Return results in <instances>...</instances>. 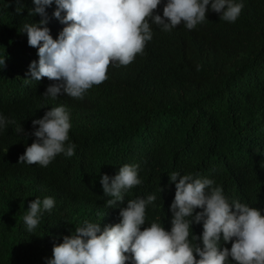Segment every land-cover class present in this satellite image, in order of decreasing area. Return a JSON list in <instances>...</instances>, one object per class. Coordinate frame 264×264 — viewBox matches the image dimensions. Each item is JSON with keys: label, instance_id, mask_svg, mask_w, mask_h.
<instances>
[{"label": "trees", "instance_id": "trees-1", "mask_svg": "<svg viewBox=\"0 0 264 264\" xmlns=\"http://www.w3.org/2000/svg\"><path fill=\"white\" fill-rule=\"evenodd\" d=\"M242 2L234 23L209 10L193 30L152 24L153 39L132 63L110 64L108 78L82 99L52 100L43 94L53 81H24L39 59L20 32L24 23L41 20L29 15L33 0H0V59L6 58L0 113L15 121L0 131V264H46L54 244L76 227L115 225L128 200L148 195L157 199L141 230L152 222L170 230L173 172L212 179L229 202L264 215V0ZM55 9H46L53 39L65 26L53 17ZM156 11L162 16L163 5ZM60 105L70 113L75 154H59L47 167L19 163L35 139L32 121ZM125 164L139 166L141 184L109 208L100 177L115 176ZM37 197H53L55 206L29 233L23 216Z\"/></svg>", "mask_w": 264, "mask_h": 264}, {"label": "clouds", "instance_id": "clouds-1", "mask_svg": "<svg viewBox=\"0 0 264 264\" xmlns=\"http://www.w3.org/2000/svg\"><path fill=\"white\" fill-rule=\"evenodd\" d=\"M33 4L29 15H39L41 20L24 23L20 32L27 34L28 45L38 50L39 59L30 63L26 76L31 79L24 81L45 77L53 81L43 94L52 100L65 95L82 99L108 78L110 64L132 63L153 39L152 24L163 31L181 24L193 30L207 19L209 10L219 14L220 20L234 23L244 7L242 0H33ZM53 4V17L65 25L56 39L47 27L46 9ZM160 5L162 16L156 11ZM5 62L6 58L0 59L3 66ZM13 123L0 113V131ZM32 125L35 139L19 163L47 167L59 154L69 158L75 154L76 145L69 142L72 124L66 106L51 107ZM138 167L125 164L115 176L100 177L104 196L112 198L105 203L109 208L117 207L125 192L141 184ZM169 178L175 185L172 218L167 219L170 230L160 222L141 230L147 207L157 199L154 194L131 199L120 210L119 223L101 229V223L85 221L64 236L62 243L54 244L53 258L46 264H264L261 210L239 200L229 202L212 179L178 172ZM54 206L53 197L31 201L23 216L27 232L32 233L43 213ZM194 223L203 227L193 228Z\"/></svg>", "mask_w": 264, "mask_h": 264}]
</instances>
